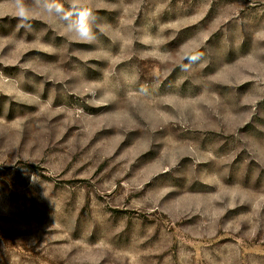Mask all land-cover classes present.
I'll return each mask as SVG.
<instances>
[{"label": "rangeland", "instance_id": "374dc122", "mask_svg": "<svg viewBox=\"0 0 264 264\" xmlns=\"http://www.w3.org/2000/svg\"><path fill=\"white\" fill-rule=\"evenodd\" d=\"M22 3L30 27L0 0V264H264V0Z\"/></svg>", "mask_w": 264, "mask_h": 264}, {"label": "clouds", "instance_id": "9594fccd", "mask_svg": "<svg viewBox=\"0 0 264 264\" xmlns=\"http://www.w3.org/2000/svg\"><path fill=\"white\" fill-rule=\"evenodd\" d=\"M17 6L19 8L20 11V18L23 21L21 26H28L30 27V24H28V16L25 14V8L24 5L22 3V0H17ZM77 35L79 36V38L84 39V40H88L89 42H91L92 39H94L93 33H92V28L91 26H89V29L87 32H80L79 30H77ZM202 56L201 54H198L196 57H186V60L189 62L188 65H184L183 66V70H187L188 66L192 63L197 62Z\"/></svg>", "mask_w": 264, "mask_h": 264}]
</instances>
